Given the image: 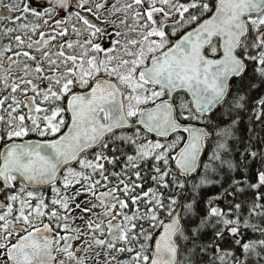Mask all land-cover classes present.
I'll return each instance as SVG.
<instances>
[{"label":"snow or ice","instance_id":"obj_1","mask_svg":"<svg viewBox=\"0 0 264 264\" xmlns=\"http://www.w3.org/2000/svg\"><path fill=\"white\" fill-rule=\"evenodd\" d=\"M0 264H264V0H0Z\"/></svg>","mask_w":264,"mask_h":264}]
</instances>
